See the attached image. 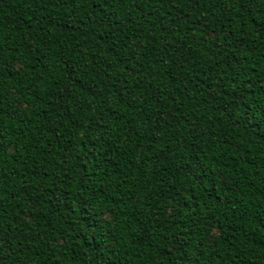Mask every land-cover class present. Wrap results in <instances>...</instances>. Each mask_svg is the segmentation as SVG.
Masks as SVG:
<instances>
[{
  "label": "trees",
  "instance_id": "trees-1",
  "mask_svg": "<svg viewBox=\"0 0 264 264\" xmlns=\"http://www.w3.org/2000/svg\"><path fill=\"white\" fill-rule=\"evenodd\" d=\"M0 264H264V0H0Z\"/></svg>",
  "mask_w": 264,
  "mask_h": 264
}]
</instances>
